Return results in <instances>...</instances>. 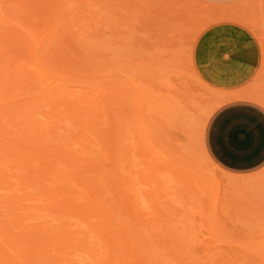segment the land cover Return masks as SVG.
Wrapping results in <instances>:
<instances>
[{"label":"rangeland","instance_id":"obj_1","mask_svg":"<svg viewBox=\"0 0 264 264\" xmlns=\"http://www.w3.org/2000/svg\"><path fill=\"white\" fill-rule=\"evenodd\" d=\"M210 1L67 0V4L62 1L61 5L56 4L59 8H55L52 7L54 0H0V15H5L7 20L0 22V70L3 69L0 74L9 68V61L14 57H20L19 63L22 60L21 65L13 62L8 76L0 75V227H8L11 222L9 230L0 229V264H59L58 259L56 262L45 253V256L39 254L41 240L49 239L46 242H54L51 243L54 245L47 244L51 253L49 250L46 253L63 257L61 264H264V174L246 177L229 174L210 159L204 148L207 122L212 111L226 99L219 95L226 90L206 77L204 67L208 63L204 60L208 54L202 51L203 33L224 21L246 26L259 39L264 51V6L261 0H240L226 5H214ZM45 4L48 7H44ZM36 8H43V12ZM57 10L59 22L47 27L46 18ZM34 13L35 20L31 16ZM33 26L41 33L48 30L43 32L47 35L40 43L41 49L36 44L41 61L35 58L36 53L34 56L27 53L29 48L24 43L19 45L20 36L12 35L15 28L20 32L29 29L28 32L33 33ZM6 34L15 38L12 40L18 45L8 46L4 42L9 38ZM49 38H53V42ZM44 70L48 74H44ZM20 73L22 78L18 76ZM26 73L29 78H25ZM3 79L9 80L8 83L4 85ZM136 88L141 90L146 102L143 110L138 107ZM257 97L264 101V97ZM81 112L84 114H79ZM88 124H91L89 128ZM145 128L153 135V141L146 139ZM40 130L43 134L37 135L41 139L39 144L34 142V137ZM116 136L119 139L114 142ZM120 146L125 147L121 152L127 153L125 149H129V155L123 152L120 155ZM10 148H14L13 151ZM138 150H142V154ZM25 152L31 153L26 155ZM105 154L110 155V159ZM126 156L134 165L128 166ZM126 164L136 169H126ZM69 165L72 166L69 168ZM156 166L157 181L138 182L140 187L137 189V184L134 187L133 181H139L141 174H133V171L149 174V167ZM27 174L32 175L27 178L32 182L24 181ZM125 175H132L134 180L127 182ZM75 178L83 181L80 190L85 191L93 183L100 187L98 194L92 197H102L108 212L98 209V214L92 212L94 216L89 214L91 217L85 219L74 206L70 209L66 205L62 209L63 197L66 201L75 197L72 193L77 187L73 183ZM129 181L135 191L141 189L140 203L134 196V204L137 202L142 211L148 212L141 216V222H135L134 216H130L134 210L124 206L126 197L120 195L125 189L124 192L132 196L130 188L125 186ZM44 186L46 192L55 186H60L61 192H68L62 194L56 190L61 197L59 193V196L52 195L51 191L49 198L42 190ZM112 187L117 189L114 191ZM150 191L152 199L144 195ZM89 197L91 195L78 197L79 204L74 205H87ZM106 213L113 219L102 216ZM18 216L23 217V222L18 219L14 223ZM118 223L120 226L129 223L132 239L126 235L127 242L119 240L123 236L117 232L122 230ZM97 225H104L106 228L103 226L102 231L111 232L109 235L110 232L105 231L112 242L100 241V229L99 235L94 231ZM26 233L33 234L34 239L32 236L27 242L20 241L22 245L18 246L16 237L24 239L22 236H27ZM54 235L62 237L61 242L52 241ZM122 243L128 244L133 253L125 254L126 263L121 256L129 251L122 250ZM62 245L64 247L60 248ZM37 246L39 248L33 250Z\"/></svg>","mask_w":264,"mask_h":264},{"label":"crops","instance_id":"obj_2","mask_svg":"<svg viewBox=\"0 0 264 264\" xmlns=\"http://www.w3.org/2000/svg\"><path fill=\"white\" fill-rule=\"evenodd\" d=\"M240 0H211L226 5ZM206 77L228 92L211 113L204 148L210 159L236 176L264 174V51L244 25L224 21L203 33ZM199 77V76H198Z\"/></svg>","mask_w":264,"mask_h":264},{"label":"bare ground","instance_id":"obj_3","mask_svg":"<svg viewBox=\"0 0 264 264\" xmlns=\"http://www.w3.org/2000/svg\"><path fill=\"white\" fill-rule=\"evenodd\" d=\"M4 1H5V0H4ZM34 1H35V0H34ZM39 1H40V0H39ZM41 1H42V0H41ZM59 1H60L59 3H58V1H57V3H56V1L54 0L55 5H52V7L57 6L56 4L61 5V4H62V3H61L62 1H64V2L66 1L65 3L67 4V0H59ZM1 2H2V1H1ZM12 2H13V1H12ZM51 2H52V1H51ZM54 2H53V3H54ZM261 2H262V6H264V0H261ZM53 3H52V4H53ZM47 4H48V2H47ZM47 4H45L44 7H48ZM42 6H43V5H42ZM49 6H50V5H49ZM68 6H70L69 3H68ZM18 7H19V6H18ZM20 7H21V6H20ZM37 7H38V6H37ZM57 7H58V6H57ZM55 8H56V7H55ZM55 8H53V9H55ZM58 8H59V7H58ZM40 9H41V8H38V9L36 8V10H37L38 12H43V8H42L41 10H40ZM49 9H50V8H49ZM34 11H35V10H34ZM24 12H25V11H24ZM26 12H27V11H26ZM29 12H30V11H29ZM50 12H51V11H50ZM50 12H49V13H50ZM16 13H17V12H16ZM35 13H37V12H35ZM35 13H34V15L31 14V16H34L32 19L35 18V16H36ZM49 13H47V14H49ZM39 14H40V13H39ZM23 15H24V13H23ZM25 15H26V16H25ZM25 15H24V17H28L27 14H25ZM1 16H3V17H1ZM4 16H5V15H2V14L0 15V17H1V18H0V22H1V23H2V22H7V20H6V18H5ZM37 16H38V15H37ZM39 16H40V15H39ZM58 16L60 17V15H59V11H58V10H57V11H54L53 14H49V18H46V20H45V23L48 24L47 27H49V25H51V24H54V26H55V25L57 24V22H59V21H57ZM41 17H42V16H41ZM43 17H44V16H43ZM46 17H48V15H46ZM37 18H39V17H37ZM37 18H36V19H37ZM44 18H45V17H44ZM1 20H2V21H1ZM26 20H27V19H26ZM28 20H29V19H28ZM34 20H35V19H34ZM38 21H39V20H38ZM38 21H37V22H38ZM29 22H30V21H29ZM37 22H35V23L37 24ZM26 23L28 24V21H27ZM30 23H31V22H30ZM32 23H33V22H32ZM35 23H33V24L36 25ZM33 24H31V25H33ZM38 24H39V23H38ZM41 24H42V23H41ZM43 24H44V23H43ZM72 24H73V23H72ZM21 26H22V25H21ZM29 26H30V25H29ZM38 26H39V25H38ZM40 26H41V25H40ZM54 26H53V27H54ZM26 27L28 28V26H26ZM26 27H25V28H26ZM34 27H36V26H33V27L31 28L32 30L35 31V32H33V33L28 32L29 29H28V30H25L23 27H21V28L24 29V32H23V31H22V32L18 31V30H20V29H18V30L16 31V28H15V33H14V31H13V32H12V35L17 34L18 37L20 36V37H21V40H20V39L17 40V42L20 41V42H18L19 45H20V43H22V44L24 43L25 46H27V47L29 48V50H27V53H30V55H33V56H34V54L36 53V54H35V58H37V59L40 58V61H41V60H42V57H41L40 55H38V52H37V51L39 50L38 48L41 49V47H40L41 44H40V43L43 41V39H44L45 36L47 35V34H44V33L47 32L48 30H47V31L44 30V31H43L44 33H43V32L41 33L40 30H38V28L35 30ZM57 27H58V25H57ZM27 28H26V29H27ZM29 28H30V27H29ZM33 28H34V29H33ZM41 28H42V27H41ZM197 28H198V27H197ZM197 28H196V29H197ZM31 29H30V30H31ZM45 29H46V28H45ZM48 29H49V28H48ZM55 30H56V29H55ZM262 30H264V23H262ZM7 33H8V31H7ZM29 33H30V34H29ZM8 34H10V33H8ZM8 34H6V35H8ZM42 35H43V36H42ZM3 36H4V35H3ZM8 36H9V35H8ZM49 36H50V35H48V37H49ZM10 37H11V35L9 36V38H6V39L4 40V42H7V45H8V44H9V45H12V44H14V43L17 44L16 41L13 42V40H15V38H10ZM48 37H47V38H48ZM0 38H1V37H0ZM63 38H64V37H63ZM12 39H13V40H12ZM35 39H37V40H36L37 43L35 42ZM49 39H51V38H49ZM52 40H53V38L50 40V42H51ZM11 41H12V42H11ZM0 42H2V41H0ZM46 42H47V41H46ZM52 42H53V41H52ZM1 44H3V43H1ZM16 44H15V46L18 45V44H17V45H16ZM36 44L39 45V47H38ZM47 44H48V43H47ZM9 45H8V46H9ZM12 46H13V45H12ZM21 46H22V45H21ZM37 47H38V48H37ZM18 48H19V47H17V50H18ZM20 48H21V47H20ZM36 48H37L38 50H37ZM46 49H47V48H46ZM21 50H22V49H21ZM23 50H24V49H23ZM39 51H40V50H39ZM47 51H48V50H47ZM42 53H43V51H42ZM46 54H47V53H46ZM22 55H23V54H22ZM47 55H48V54H47ZM2 57H3V56H2ZM2 57H1V59H2ZM9 57H10V56H9ZM11 57H12V56H11ZM13 57H14V56H13ZM13 57H12V59H13ZM23 58H24V55H23ZM30 58H31V56H30ZM45 58H46V57H45ZM45 58H44V60H45ZM3 59H4V58H3ZM3 59H2V60H3ZM7 59H8V57H7ZM25 59H26V58H25ZM33 59H34V58H33ZM50 59H51V58H50ZM27 60H29V58L26 59V61H27ZM3 61H4V60H3ZM3 61H2V63H3ZM15 61H16L17 63H19V61H20V57H18V56H17V57H14V60L9 61L10 66L8 65L9 68H6L7 65L5 66L6 71H3V72H4V73H2L3 75H5V74L7 75L8 73H10L9 71H10L11 65L13 64V62L16 63ZM24 61H25V60H24ZM30 61H31V60H29V62H30ZM33 61H35V60H33ZM37 61H39V60H37ZM50 61H51V60H50ZM21 62H22V60H21ZM21 62H20V63H21ZM4 63H5V62H4ZM9 63H8V64H9ZM20 63H19V64H20ZM0 64H1V63H0ZM27 64H28V63H27ZM42 64H43V62H41V65H42ZM45 64H46V63H45ZM2 65H3V64H2ZM13 65H14V64H13ZM20 65H21V64H20ZM20 65H19V66H20ZM31 65H33V64H31ZM37 65H40V64L37 63ZM23 66H24V65H23ZM33 67H34V66H33ZM33 67H32V69H33ZM48 67H49V65H48ZM26 68H27V67H26ZM51 68H53V67H51ZM14 69H15V68H14ZM23 69H24V68H23ZM28 69H29V68H28ZM49 69H50V68H49ZM2 70H3V69H2ZM2 70H0V71H2ZM7 71H8V72H7ZM53 71H54V70H53ZM12 72H13V71H12ZM22 72H23V71H22ZM14 73H15V72H14ZM24 73H25V72H24ZM24 73H23V74H24ZM43 73H44V74H48V72L45 71V70L43 71ZM2 74H0V75H2ZM23 74H22V76H24ZM28 74H29V73H26L25 78H29V77H26ZM6 75H5V76H6ZM12 75H13V73H12ZM20 75H21V73H20L18 76H19L20 78H22ZM50 75H51V74H50ZM7 76H8V75H7ZM18 76H17V77H18ZM1 77H2V76H1ZM3 77H4V76H3ZM54 77H55V76H54ZM58 78H59V77H58ZM58 78H57V79H58ZM0 80H1V79H0ZM20 80H24V78H23V79H20ZM3 81H4V79H3ZM6 81H7V79L4 81V85L6 84V83H5ZM8 81H9V80H8ZM8 81H7V83H8ZM128 81H129V80H128ZM19 82H20V81H19ZM131 83H132V82H131ZM132 84H133V83H132ZM2 85H3V84H2ZM4 85H3V86H4ZM8 85H10V84H8ZM8 85H7L6 88H8ZM1 87H2V86H1ZM10 87H11V86H10ZM5 90H6V89H5ZM7 90H8V89H7ZM8 91H9V90H8ZM8 91H7V92H8ZM136 91H137V92H136V94H135V95H136L135 97H136L137 103L139 104L138 107L140 108V110H143L142 108H143L144 103H145V105H146V102H143L145 99L143 98V94L141 93V90H140V89L136 88ZM1 92H2V89H1ZM4 93H6V92H4ZM0 94H2V93H0ZM6 95H8V94H6ZM0 96H1V95H0ZM2 97H3V96H2ZM4 99H5V98H4ZM8 110H10V109H8ZM5 111H6V110H5ZM6 112H7V111H6ZM8 112H9V111H8ZM11 112H13V111L11 110ZM4 114H5V113H4ZM79 114H82V115H83L84 113L81 112V113H79ZM7 116H8V115H7ZM80 116H81V115H80ZM5 118H6V117H5ZM8 118H9V117H8ZM141 118H144V117L141 116ZM77 119H78V118H77ZM7 120L9 121V119H7ZM20 121H21V118H20ZM142 121H144V120H142ZM16 122H17V121H16ZM23 123H24V122H23ZM23 123H22V124H23ZM144 123H145V122H144ZM29 124H30V122H29ZM4 125H5V124H4ZM35 125H36V124H35ZM7 126H8V124H7ZM90 126H91V124H88L87 128H89ZM54 127H55V126H54ZM147 127H148V126H147ZM0 128H1V126H0ZM33 128H34V126H33ZM37 128H38V126H37ZM37 128H36V130H35V129H34V130L37 131V130H38ZM52 128H53V127H52ZM7 129H8V128H7ZM40 129H41V128H40ZM53 129H54V128H53ZM1 130H2V129H1ZM3 130H4V128H3ZM21 130H22V129H21ZM54 130H56V129H54ZM110 130H111V128H110ZM23 131H24V130H23ZM145 131H146V135H147V138H146V139H148L149 141H153V140H151V139H153V138H151V136H153V135H151V132H150L149 130H147L146 128H145ZM1 132H2V131H1ZM6 132H7V131H6ZM12 132H14V131H12ZM16 132H17V131H16ZM24 132H25V131H24ZM26 132H27V130H26ZM52 132H54V131L52 130ZM36 133H37V134H36V136L34 137V142H35V141L38 142V141L41 140V139L39 140V139L37 138V135H40L41 130L38 131V132H36ZM111 133H113V131H111ZM14 134H16V133H13V135H14ZM21 134H23V133H21ZM30 134H33V130H31V133H30ZM41 134H43V132H42ZM44 134H45V133H44ZM52 134H53V133H52ZM123 134H124V133H123ZM26 135H27V134H26ZM113 135H116V134L113 133ZM113 135H112V136H113ZM27 136H28V135H27ZM42 136H44V135H42ZM53 136H54V135H53ZM53 136H52V138H51L52 140H53ZM120 136H121V134H120ZM124 136L127 137V134H124ZM24 137H25V136H24ZM31 137H32V136H31ZM75 137H77V136H75ZM121 137H122V136H121ZM3 138H4V137H3ZM11 138H13V137H11ZM32 138H33V137H32ZM32 138H31V140H32ZM35 138H36V139H35ZM39 138H40V137H39ZM44 138H45V137H44ZM84 138H86V137H84ZM122 138H123V137H122ZM7 139H8V138H7ZM26 139H27V138H26ZM45 139H47V138H45ZM113 139H114V140L117 139L116 141H114V142H117L118 139H119V137L117 138V136H116V139H115V138H113ZM0 140H2V139L0 138ZM4 140H5V139H4ZM24 140H25V139H24ZM48 140H49V137H48ZM54 140H55V138H54ZM112 141H113V140H112ZM145 141H146V140H145ZM6 142H8V141H6ZM9 142H10V141H9ZM49 142H50V141H49ZM38 143L40 144V142H38ZM4 144H5V143H4ZM42 144L46 145V143H45V142L43 143V141H42ZM49 144H50V143H49ZM69 144L71 145L72 143H69ZM37 145H38V144H37ZM47 145H48V144H47ZM47 145H46V146H47ZM51 145H52V144H50V146H51ZM113 145H114V144H113ZM113 145H112V146H113ZM41 146H42V145H41ZM46 146H45V147H46ZM0 147H1V146H0ZM8 147H9V146H8ZM10 147H11V146H10ZM45 147H44V148H45ZM48 147H49V146H48ZM52 147H53V146H52ZM113 147H114V146H113ZM49 148H50V147H49ZM49 148H47V149H49ZM53 148H54V147H53ZM57 148H58V147H57ZM65 148H66V147H65ZM67 148H69V147H67ZM121 148H122L121 146L118 147V149H119L118 151H119L120 155L123 154V153L125 152V151H122V152H123V153H122V152H121ZM124 148H125V147H123L122 150H124ZM126 148H127V147H126ZM10 149L12 150V149H14V148H10ZM28 149H30V147H29ZM41 149H42V148H41ZM61 149H62V148L60 147V150H61ZM87 149H88V148H87ZM138 149H141V148H138ZM6 150H7V147H6ZM8 150H9V149H8ZM16 150H17V149H16ZM43 150H44V149H43ZM52 150H53V149H52ZM58 150H59V149H58ZM58 150H57V151H58ZM70 150L73 152V150H72L71 148H70ZM89 150H91V148H89ZM125 150H126V152L128 153V155H129V152L127 151V150H129V149H125ZM9 151H10V150H9ZM12 151H13V150H12ZM39 151H40V147H39ZM54 151H55V150H54ZM63 151H64V150H63ZM85 151H88V150H85ZM85 151H84V152H85ZM138 151H139V153H141V154H142V152H143L142 150H138ZM26 152H28V151H26ZM26 152H25V153H26ZM52 152H53V151H52ZM15 153H16V152H15ZM15 153H12V154H15ZM20 153H21V152H19V154H20ZM30 153H31V152H30ZM30 153H26V155H27V154H30ZM42 153H43V152H42ZM53 153H54V152H53ZM60 153H61V152H60ZM60 153H59V154H60ZM85 153H86V152H85ZM88 153H89V152H88ZM88 153H87V154H88ZM127 153H124V154H127ZM22 154H23V153H22ZM22 154H20V155H22ZM57 154H58V152H57ZM62 154H64V152H63ZM115 154H118L117 150H115ZM141 154H140V155H141ZM23 155H24V154H23ZM35 155L37 156V154H35ZM68 155H69V154H68ZM105 155H106L105 157H106L107 159H110V158H109L110 155H107V154H105ZM18 156H19V155H18ZM28 156H29V155H28ZM55 156H56V154H55ZM3 157H4V156H3ZM56 157H57V156H56ZM62 157H63V156H62ZM62 157H61V158H62ZM122 157H123V156H122ZM122 157H120V158H122ZM18 158H19V157H18ZM67 158H69V156H67ZM106 158H105V162H106V164H107V160H106ZM124 158H125V157H124ZM127 158H128V156H126V159H127ZM3 159H4V158H3ZM13 159H15V157H14ZM22 159L25 160L24 158H22ZM26 159H27V158H26ZM59 159H60V158H59ZM64 159H65V158H64ZM15 160H16V159H15ZM60 160H62V159H60ZM68 160H70V159H68ZM71 160H72V159H71ZM129 160H130V161H129ZM131 160H132L131 158H128V159H127V161H128V162H127L128 166H130V164H132V163H131V162H132ZM109 161H110V160H109ZM120 161H121V160H120ZM122 161H123V160H122ZM18 162H19V161H18ZM20 162H21V161H20ZM68 162H70V161H68ZM111 162H112V160H111ZM129 162H130V163H129ZM52 163H54V162H52ZM55 163H56V162H55ZM70 163H71V162H70ZM133 163H134V162H133ZM150 163H152V162H150ZM150 163H149V164H150ZM89 164H90V163H89ZM108 164H109V163H108ZM114 164H115V163H114ZM116 164L119 165L118 162H117ZM116 164H115V167H117ZM127 164H126L125 166H127ZM49 165H50V164H49ZM132 165H134V164H132ZM53 166H54V165H53ZM71 166H72V165H69L68 167L70 168ZM90 166L93 167L94 164H90ZM128 166L126 167V169H127V168L130 169L131 167H133V166H131V167L129 168ZM111 167H112V166H111ZM22 168H23V167H22ZM24 168H25V167H24ZM133 168H134V167H133ZM46 169H47V168H46ZM59 169H60V168H59ZM65 169H66V168H65ZM67 169H68V168H67ZM91 169H92V168H91ZM113 169L116 170L114 167H113ZM135 169H136V168H134V169H132V170H135ZM156 169H157V166H156V168L149 167V170H150V173H149V174H144V173H142L141 171H137V170H136V171H133V174H135V173H139V174L143 175V176L139 175L138 178L136 177L139 181H136V180L133 181L134 179H133V178H132L133 180L131 179V177H133L132 175H131V176H130V175H125V176H127V177L124 176V179L127 178V179H126L127 182H128V179L132 180V181L135 183V184H134V187H135V185L137 184V185H136V188L138 189L137 186H139L140 183L145 182V183L148 184V183L151 182L150 180H152V182L158 180V179H156V178H158V173L155 174V173H156ZM110 170H111V169H110ZM1 171H2V170H1ZM66 171H67V170H66ZM117 171H118V170H117ZM186 171H187V170H186ZM47 172H48V171H47ZM129 172H130V171H129ZM134 172H135V173H134ZM187 172L190 173V171H187ZM2 173H3V172H2ZM66 173H68V172H66ZM115 173L118 174V175H120L119 172H118V173L115 172ZM122 173H123V172H122ZM19 174H20V173H19ZM75 174H76V173H75ZM112 174H114V173L112 172ZM130 174H132V173H130ZM23 175H24V174H23ZM25 175H26V174H25ZM25 175H24V177H25ZM27 175H29V174H27ZM68 175H71V176H72V174H70V173H68ZM30 176H32V175H29V176H27L26 178H24V177L22 176V179L24 178V179H26V180H24V181H27V180H28V181L30 182L31 179H27V178H30ZM77 176H79V174H78ZM111 176H112V175H111ZM128 176H129L130 178H128ZM6 177H7V176H6ZM34 177H35V176H34ZM36 177H38V176H36ZM42 177H43V176H42ZM65 177H68V176H65ZM72 177H73V176H72ZM104 177H105V176H104ZM113 177H114V176H113ZM118 177H120V176H118ZM3 178H4V177H3ZM18 178H19V177H18ZM73 178H74V177H73ZM76 178H78V177H76ZM76 178H75V181H76V182H73V183H76V184H77V187L75 186L76 188L74 187V189H73V191H72V193L75 194V197H72V199H70V201H69V200L66 201L65 198L63 197L62 200L64 199V200H63V201H64L63 203L65 204V206H64V204H62V205H63V206L61 205V206H62V209H63V207H66V205H68V207H70V209H71V206H72V207L74 206V207H76L75 211H77V212L79 213V216H80L81 218H85V219H86L87 217H91V216H88V215L91 214L92 212H93V214H94V213L98 214V212H97L98 209H99V210H100V209L103 210V213H105V212L107 211L106 208L104 207L106 204L104 203V201L102 202V197L99 198V197L95 196V197H96V198H95V197L93 196V197L95 198L94 200H95L96 202H92V201H94V200H91V198H93L92 195H95V193H97V192L100 190V187H99V186H94V183H93V185H90L89 188H86V186H84V188H86L85 191L88 190V191L86 192L87 194H84L85 191L80 190V188H79V187H81V185H83V184L81 183V182H83V181L78 182L77 180H78L79 178H78L77 180H76ZM88 178H89V177H88ZM88 178H86V179H88ZM121 178H123V177H121ZM121 178H119V179H121ZM22 179H21V180H22ZM68 179H70L69 181H74L73 179H71V178H69V177H68ZM82 179H84V178H82ZM3 180H4V179H3ZM40 180H41V178H40ZM111 180H112V178H111ZM122 180H123V179H121V181H122ZM6 181H7V180H6ZM19 181H20V180H19ZM32 181H33V180H32ZM32 181H31V182H32ZM59 181H60V180H59ZM113 181L115 182V180H113ZM34 182L37 183L35 180H34ZM38 182L41 183L40 181H38ZM84 182H85V181H84ZM88 182H90V180H89ZM95 182H96V181H95ZM124 182H126V181L124 180ZM133 182H132V183H133ZM138 182H140V183H138ZM73 183H71L70 188H72L71 186H72ZM85 183H86V182H85ZM120 183H122V182H120ZM120 183H119V185H120ZM130 183H131V181H129V183L126 184L125 186H126L127 189L130 188V189H128V190H130V191L132 192V193H131L132 196H130L129 193L127 194V193L124 192L125 189H122V188H124L123 186H122L121 189L123 190L122 193H124V194H120V195H121L122 197H124V199H125V197H126V202H125V200L122 198V199L124 200V204H126V205H124V206H126L127 209H130V208H131V209L134 210V211L131 212V215H130V216H134V220H137V221H135V222H139V221L141 222V220H140V218H142L141 216H142L143 214H147L148 212L145 213V211H142L141 208H140V206H138L139 204H137V202L134 204V201H136L135 198L138 199V200H137L138 202L140 201V200H139V199H140V198H139L140 196H138V193L140 192L139 190H141V189L135 191L136 188H134V187H130V185H129ZM23 184H24V183H23ZM41 184H42V185H45L44 183H41ZM58 184H59V183H58ZM78 184H80V185H78ZM89 184H91V183H89ZM96 184H97V183H96ZM116 184H118V182H117ZM122 184H123V183H122ZM33 185H34V183H33ZM112 185H113V184H112ZM149 185H150V184H149ZM88 186H89V185H88ZM93 186H94V187H93ZM35 187H36V185H35ZM42 187H43V186H42ZM56 187H58V186H55V187H54L55 190H54L53 188H50V187H49L48 192H46V191H47V190H46L47 187L44 186L45 189L42 188V190H43V192H45V195L47 194V197H49V195H51V191H52V195H53V193H57L56 190L58 191L59 188H60V186H59L57 189H56ZM96 187H98V188L95 189ZM115 187H117V185H116ZM115 187H112V188H114V191H115V189H117V188H115ZM120 187H121V185H120ZM120 187H119V188H120ZM139 187H140V186H139ZM50 189H51V190H50ZM52 189H53V190H52ZM60 189H61V188H60ZM76 189H77V190H76ZM78 189H79V191H78ZM92 189H93V190H92ZM98 189H99V190H98ZM44 190H45V191H44ZM95 190H97V191H95ZM119 190H120V189H119ZM119 190H118V191H119ZM128 190H127V191H128ZM132 190H134V191H132ZM59 191H60V190H59ZM65 191H66V190H65ZM65 191H63V192H65ZM69 191H70V189H69ZM80 191L83 192V193L78 194ZM49 192H50V193H49ZM60 192H61V191H60ZM63 192H61V193L63 194ZM66 192H68V191H66ZM66 192H65V193H66ZM37 193H38V192H37ZM58 193H59V192H58ZM58 193H57V195L59 196V194H60V196H61V193H59V194H58ZM103 193H104V192H103ZM144 193H146V192H144ZM25 194H26V193H25ZM74 194H73V195H74ZM82 194H84V195H82ZM97 194H98V193H97ZM116 194L119 195L117 192H116ZM125 194H127L128 196H125ZM153 194H155V193L153 192ZM45 195H44V196H45ZM52 195H51V196H52ZM85 195H86V196H85ZM88 195H91V197H89V202H92V203L89 205V202L87 201L88 199H86V202H87V203L85 202V204H87V205H89V206H87V205H85V206H87V207L83 206L84 203L81 204V205H74V204H77V203H78V202H77L78 197L87 198ZM123 195H124V196H123ZM144 195H147L146 198H149V199H152V198H153V195H152V192H151V191H150V193L147 192V193L144 194ZM64 196H67V194H66V195L64 194ZM134 196H136V197L134 198ZM150 196H151V197H150ZM25 197H26V196H25ZM61 197H62V196H61ZM67 197L69 198V195H68ZM11 198H12V196H11ZM13 198H14V197H13ZM49 198H50V197H49ZM53 198H54V197H53ZM7 199H8V198H7ZM45 199H46V198H45ZM108 199H109V198H108ZM115 199H116V198H115ZM117 199H118L117 201H120V199H121L120 196H117ZM128 199H129L130 201H129ZM21 200H22V199H21ZM43 200H44V199H43ZM54 200H55V199H54ZM57 200H58V199H57ZM62 200H61V202H62ZM18 201H19V200H18ZM22 201H23V200H22ZM22 201H21V202H22ZM59 201H60V200H59ZM72 201H73V203H71ZM74 201H75L76 203H75ZM14 202H15V201H14ZM97 202H99V204H98ZM107 202H108V201H107ZM110 202H111V201H110ZM127 202H130L129 204H132L133 207H130L129 204L127 205ZM19 203H20V202H19ZM19 203H18V204H19ZM66 203H68V204H66ZM117 203H118V202H117ZM139 203H140V202H139ZM78 204H79V203H78ZM95 204H97L98 207H97V205H95ZM122 204H123V203H122ZM122 204H120V205H122ZM136 204H137V205H136ZM44 205H45V204H44ZM99 205H100V207H99ZM15 206H16V205H15ZM18 206H19V205H18ZM46 206H47V205H46ZM93 206H94V207H93ZM95 206H96L97 208H95ZM118 206H119V205H118ZM122 206H123V205H122ZM122 206H121V207H122ZM135 206H137V207H135ZM68 207H67V209H68ZM77 207H78V208H77ZM92 207H93V208H92ZM41 208H42V207H41ZM48 208H49V207H48ZM48 208H47V209H48ZM139 208H140V209H139ZM36 209H37V208H36ZM104 209H105L106 211H104ZM40 210H41V209H40ZM43 210H44V209H43ZM52 210H53V209H52ZM99 210H98V211H99ZM111 210H112V209H111ZM123 210L126 211V209H123ZM135 210H136V211H135ZM41 211H42V210H41ZM45 211H46V210H45ZM54 211H55V210H54ZM95 211H96V212H95ZM130 211H131V210H129V212H130ZM107 212H108V211H107ZM126 212H127V211H126ZM10 213H11V211H10ZM48 213H49V212H48ZM96 214H94V215H96ZM91 215H92V214H91ZM94 215H92V216H94ZM21 216H22V215H21ZM27 216H28V215H27ZM27 216H26V217H27ZM102 216L106 217L107 220H108V219H113V218H110L111 216H109V213H108V214L106 213V214H104V215H102ZM102 216H101V217H102ZM18 217H19V216H18ZM18 217H17V219L15 218L14 223L17 222L16 220L21 219V217H19V218H18ZM27 218H28V217H27ZM129 218L131 219V217H129ZM22 220H23V217H22L21 221H22ZM82 220H84V219H82ZM19 221H20V220H19ZM105 221H106V220H105ZM8 222H10V221H8ZM22 222H23V221H22ZM22 222L19 223V224H20V227H21V225L23 224ZM10 223H11V222H10ZM10 223H9V224H10ZM14 223H13V224H14ZM124 223H126V222H124ZM6 224H7V223H6ZM9 224H8V227H7V225H2V227H0V229L3 230V231L6 230V229H8V228H9ZM13 224H12V225H13ZM16 224H17V226H18V223H16ZM16 224H15V225H16ZM131 224H132V223H131ZM23 225H24V224H23ZM23 225H22V227H23ZM118 225H119V227H122V228H121L122 230H117V232L119 231V233H121V235L123 236V239H119V240H121V241L123 240L122 242L125 243V242H127V241H125V239H128V238H127V237L124 238V236H126V235H128V237L131 236V234L133 233V231H132V233H131V230H132V229H130V227L128 226L129 223H127V225L125 224L126 226H124V225L120 226V225H121L120 223H118ZM25 226H26V225H25ZM103 226H104V225H100V226L97 225V227L94 228V229H95L94 231L97 232V234L99 235L100 233H99L98 231H99V229H100L101 234H100L99 236L101 237V235H102V237H101L102 239H100L101 242H112V237L109 236V235L111 234V232L108 231V229H103V231H102L101 228H102ZM11 227H13V226H11ZM11 227H10V228H11ZM26 227H27V226H26ZM103 228H106V227L104 226ZM40 229H41V228H40ZM42 229H43V228H42ZM117 229H118V228H117ZM8 230H9V229H8ZM106 230H107L108 233L110 232L109 235H108L107 232H105ZM39 231H40V230H39ZM91 231H93V228L91 229ZM9 232H10V231H8V233H9ZM27 232H28V231H27ZM37 232H38V231H37ZM1 233H2V232H1ZM8 233H7V234H8ZM29 233H30V232H29ZM32 233H33V232H32ZM44 233H45V232H44ZM113 233H114V232H113ZM7 234H6V235H7ZM26 234H27V233H26ZM53 234H54V233H53ZM53 234H52V235H53ZM2 235H3V236H6L5 234H2ZM35 235L42 236V235H44V234L40 233V235H39V233H36ZM119 235H120V234H119ZM8 236H9V234H8ZM13 236H14V235H13ZM15 236H16V235H15ZM32 236H33V239H34V235H33V234H32ZM32 236H31V235H28V234H27V236L23 235L22 237H25L26 239H25V238L23 239V238H21V237L19 238V237L17 236L18 238L16 237V240H17V242H19V243H18V246L22 245V244H20V241H21V242H27L26 240H29V238H31ZM58 236H59V235H58ZM58 236L56 237V235H54L52 241L55 240V242H57V241H58V242H61L62 237H60V236L58 237ZM35 237H36V236H35ZM42 237H43V236H42ZM120 237H121V236H120ZM27 238H28V239H27ZM36 238H37V237H36ZM113 238H114V237H113ZM132 238H133V237L131 236V239H132ZM1 239H2V238H1ZM3 239H4V238H3ZM20 239H21V240H20ZM22 239H23V241H22ZM33 239H32V240H33ZM38 239H39V238H38ZM46 239H47V238H46ZM59 239H60V240H59ZM6 240H7V239H6ZM49 240H51V239H49ZM49 240H41V241H42L41 243H42V246H43V247L40 246V248H39V246H37V247H34L33 250H35V248H39V249H38V250L40 251L39 254H42V255H43V254L45 253V254L49 255L50 257H52V259H53L54 261H56V260L58 259L57 261H59V264H61V261L64 260L63 257L58 258V256H56V255H54V256L52 255V256H51V254L46 253L48 250H49V252H50V250H51L50 247H48L47 244H49V246L54 245V244H51V243H54V242H51V243L49 242V243H47ZM113 240H114V239H113ZM7 241H8V240H7ZM34 241H35V240H34ZM46 241H47V242H46ZM28 242H29V241H28ZM37 242H38V241H37ZM44 242H45L46 244H45ZM79 242H83V243H84V242H86V240H84V241H83V240H79ZM34 243L36 244V242H34ZM72 243H73V242H72ZM19 244H20V245H19ZM32 244H33V243H32ZM67 244H70V243H66V245H67ZM122 244H123V243H122ZM9 245H10V244H9ZM37 245H38V244H37ZM39 245H40V241H39ZM46 245H47V247H46ZM123 245H124V246H122V250L125 251V252H126V251H129V252H126V253L123 252V256H121V259H124V260H125V258H127V257H125V256H126L125 254H127V253H131L132 250L130 249V247H129L128 244H123ZM11 246H12V245H11ZM0 247H1V246H0ZM25 247H26V245H25ZM31 247H33V246H31ZM62 247H64V246H63V245L60 246V248H62ZM3 248H4V247H3ZM13 248H14V247H13ZM17 248H18V247H17ZM52 248H54V247H52ZM57 248H59V247H57ZM60 248H59V249H60ZM24 250H25V249H24ZM29 250H31V248H29ZM38 250H37V252H38ZM56 251H57V249H56ZM0 252H2V250H1ZM16 252H18V251H16ZM24 252H25V251H24ZM24 252H23V253H24ZM3 253H4V252H3ZM33 253H34V252H33ZM50 253H51V252H50ZM19 254H20V253H19ZM19 254H18V256H19ZM131 254H133V253H131ZM16 255H17V254H16ZM11 256H15V255H12V254H11ZM35 256H36V254H35ZM43 256H45V255H43ZM127 256H128V255H127ZM130 256H131V255H130ZM6 257H7V255H6ZM23 257H24V255H23ZM30 257H31V256H30ZM15 258H16V257H15ZM15 258H14V259H15ZM32 258H33V256H32ZM47 258H48V257H47ZM10 259H11V258H10ZM42 259H43V258H42ZM61 259H62V260H61ZM11 260H12V259H11ZM11 260H10V261H11ZM39 260H40V259H39ZM137 260H138V259H137ZM10 261H8V262H10ZM57 261H56V262H57ZM121 261H122V260H121ZM134 261H135V260H134ZM124 262L126 263V260H125ZM138 262H139V261H138ZM11 263H12V262H11ZM34 263H35V262H34ZM38 264H39V263H38Z\"/></svg>","mask_w":264,"mask_h":264}]
</instances>
